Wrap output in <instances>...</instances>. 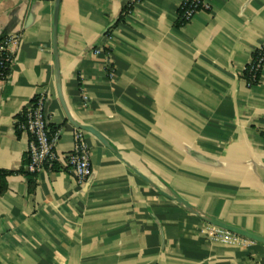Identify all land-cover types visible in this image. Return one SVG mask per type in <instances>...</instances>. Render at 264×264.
Listing matches in <instances>:
<instances>
[{
    "label": "crops",
    "instance_id": "0c3cea01",
    "mask_svg": "<svg viewBox=\"0 0 264 264\" xmlns=\"http://www.w3.org/2000/svg\"><path fill=\"white\" fill-rule=\"evenodd\" d=\"M130 1L59 0L54 24V0H0V43L18 36L0 79V264H264V69L242 78L264 0H207L181 26L182 0H143L116 24ZM59 90L106 144L80 130L90 179L42 171L28 193L15 120L42 96L54 152H71Z\"/></svg>",
    "mask_w": 264,
    "mask_h": 264
},
{
    "label": "built area",
    "instance_id": "2783aa9c",
    "mask_svg": "<svg viewBox=\"0 0 264 264\" xmlns=\"http://www.w3.org/2000/svg\"><path fill=\"white\" fill-rule=\"evenodd\" d=\"M135 4H140L143 0H131ZM207 0H182L179 9L182 11L181 19L189 22L199 11H209ZM130 13V12H129ZM128 13V14H129ZM126 14V15H128ZM125 15V16H126ZM113 29V27H112ZM110 29V30H112ZM105 32L103 40L110 42L112 39L111 32ZM18 39L17 35H8L0 43V70L10 67L13 59L12 47ZM93 54H104L109 56L101 46L92 49ZM248 63L249 82L246 86L251 88L255 86L256 73L260 72V78L264 69V44L253 52ZM106 68L110 76L114 75V69L107 64ZM244 70V69H243ZM260 80V79H259ZM259 80H257L259 82ZM42 96L37 97L35 101H30L20 111L15 120V129L23 133L28 138L26 154L28 157V166L26 170L29 173H38L42 171L53 172V167L65 169L78 184L86 183L91 177L90 153L84 142L83 133L75 130L73 136V149L64 155H58L54 152V145L57 141L58 132L51 133L48 127L49 123L45 115V104ZM264 134V129L262 131ZM264 138V136H263Z\"/></svg>",
    "mask_w": 264,
    "mask_h": 264
},
{
    "label": "trees",
    "instance_id": "16d2710c",
    "mask_svg": "<svg viewBox=\"0 0 264 264\" xmlns=\"http://www.w3.org/2000/svg\"><path fill=\"white\" fill-rule=\"evenodd\" d=\"M133 6H134V2L130 1L126 6H124L121 9V11L119 12L118 20H117L116 24L123 21L125 15L132 11ZM177 13H178L177 26H181V25L187 23L181 19L182 11L179 8H178ZM251 56L253 57L254 54L252 53ZM248 69H249V66H245L243 73H242V78H244L246 80V82H249ZM9 70H10V67L5 69V70H3V69L0 70V79H5L9 75ZM260 74H261L260 72L256 73L257 80L260 79ZM257 80L255 81L254 84L259 83ZM35 100H36V98L32 99L31 101H35ZM48 127L50 128L51 133L57 130V128L51 126L50 124L48 125ZM15 133H16V135L20 134V132L16 129H15ZM262 136H264L263 133H262ZM27 166H28V157H27V154L25 153L23 155V161H22L21 167L16 173H19L26 178L28 193H32L34 188H35V180H36L37 174L36 173H29L26 170ZM57 169H58V166L55 165L53 167V171H56ZM11 174L12 173H10V172L0 171V194L2 193L3 190H5V178Z\"/></svg>",
    "mask_w": 264,
    "mask_h": 264
},
{
    "label": "water",
    "instance_id": "95a60500",
    "mask_svg": "<svg viewBox=\"0 0 264 264\" xmlns=\"http://www.w3.org/2000/svg\"><path fill=\"white\" fill-rule=\"evenodd\" d=\"M58 6H59V0H54V10H53V19H54V24L56 22V19H57V14H58ZM55 71L57 73V59H55ZM58 97H59V101H60V104H61V107L66 115V118L67 120L78 130H82V131H85V132H88L90 133L92 136H94L98 141H100L101 143L103 144H106L104 138L99 134L97 133L93 128L91 127H88V126H84V125H79L75 122H73L71 120V117L65 107V104L63 103V100L61 98V95H60V90L58 91Z\"/></svg>",
    "mask_w": 264,
    "mask_h": 264
}]
</instances>
